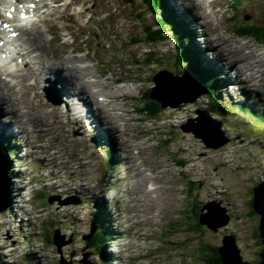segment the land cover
I'll use <instances>...</instances> for the list:
<instances>
[{
    "label": "rangeland",
    "instance_id": "1",
    "mask_svg": "<svg viewBox=\"0 0 264 264\" xmlns=\"http://www.w3.org/2000/svg\"><path fill=\"white\" fill-rule=\"evenodd\" d=\"M169 1L176 10L194 17V28L200 36L205 35L203 42L201 38L196 40L201 49H207L202 53L204 63L208 55L213 54L208 64L218 68L215 77L220 80L222 104L246 101V105L254 104L264 110V78L260 76L258 78L262 80L256 79L255 75L246 71V63L240 62L246 53L251 56L263 53L258 58L264 57V42L235 33L244 25H264V0H241L238 10L231 8L235 0H203V4L209 6L200 11L206 13H202L203 19L196 15L197 10L194 13L189 0ZM61 4L63 6L65 2ZM88 5L102 9L101 15L88 12L89 16L86 15L84 22L78 24L69 20L65 13L81 10L85 6L82 3L69 11L61 7L49 16L57 28L52 31L53 35L58 37L53 43L54 48L49 51L50 58L61 53L63 58L69 57L74 49L80 57L89 52L92 60H84L81 65L91 67L95 74L91 79L98 78L97 84L108 85L101 87L104 94L118 87H122L120 92H123L128 87V100L122 98V94L127 93H120L114 96L117 99L111 103L117 104L114 106L116 111L122 103L127 107L123 109L130 112L127 117L141 119H138L139 122H125L129 126L118 132L119 140L111 136L108 140L93 137L96 133L104 135L107 125L102 123L104 129L98 131V127L88 128L86 123V126L78 123L90 130L93 136L83 127L74 125L62 90L50 81L45 82L42 95L48 107L45 106L44 110L39 108L47 114L36 118L44 120L43 130H37L34 127L37 123L29 119L24 121L21 118L19 121L17 117H10L18 124H10L13 135L5 136L10 140L6 142L7 147L4 146L6 151L9 148L8 153H0V170L5 179L0 187L7 197H13L14 205L9 207L5 204L3 214H0V264H103V257L96 253L92 245H87L98 229L94 220L98 211L96 200L105 203L107 217L118 233L105 245L111 258L115 259L112 264H207V259L213 258L209 255L213 247L224 245L225 238L231 235L243 263L247 259L248 264H261V214L255 211L256 214H251L249 210L250 200L254 198L253 188L264 178V120L240 114L238 108L230 109L221 117L216 116L222 120V127L232 140L220 149H213L182 128L198 116L199 109H205L206 94L194 103H183L176 108L161 106L158 116L148 117L145 111L147 102L159 103L151 96L155 82L149 78L162 69H169L177 75L182 69L177 61L181 51L179 46L172 38L159 44L134 43L136 38L144 39V29L155 23L147 7L139 0L134 6L125 5L124 0H91ZM99 19L117 22L118 28L126 23L128 28L116 37L114 29L108 24L105 27L113 30V37L104 38L100 32H105V27L97 22ZM51 35L48 34V37L52 38ZM65 40L74 44L70 45ZM78 47L82 49L77 51ZM93 47L96 50H91ZM233 50L239 51V54L235 55ZM148 57L150 59L146 61ZM249 61L251 59L246 60ZM60 62H52L49 66L57 72L62 69L71 72ZM189 65L200 72L198 65ZM224 69L228 75L222 77L220 71ZM45 76V73L41 75ZM113 76L120 77L119 83L118 80L114 83ZM191 81L196 87L195 79ZM52 85H56L59 91L60 108L51 105L46 97V90ZM243 89L255 90L260 100L242 99ZM147 91L152 101L144 98ZM141 107L144 109L141 110ZM51 109L58 112L61 125L51 118ZM5 115L1 114L0 121L8 119ZM257 122L259 125H255ZM95 124L98 125L97 122ZM195 125L197 121H193L192 126ZM38 132L47 133L43 137ZM138 142L140 146L136 147ZM12 146L17 151H12ZM109 151L114 152L113 165L108 163ZM135 160L142 164V171L138 170ZM72 165L75 168H71ZM145 171L150 174L149 186L148 181L139 179ZM20 179L23 183L19 186ZM137 185L147 193L150 191V200L146 202L145 197L135 194L134 191H140L135 187ZM19 187L24 188V198L18 197ZM9 190L11 194L8 195ZM22 199L30 200L25 209L20 207ZM3 200L0 195V202ZM209 204L222 211L217 225L224 224L227 213L231 216L230 222L225 223L226 227L221 225L215 230L198 221L200 215L197 219V212L200 214L201 210V213L208 214ZM44 236H53L57 242L53 239L44 242ZM231 249L235 250V247Z\"/></svg>",
    "mask_w": 264,
    "mask_h": 264
},
{
    "label": "bare ground",
    "instance_id": "2",
    "mask_svg": "<svg viewBox=\"0 0 264 264\" xmlns=\"http://www.w3.org/2000/svg\"><path fill=\"white\" fill-rule=\"evenodd\" d=\"M90 1L91 0H0V4H1V6H3L4 11H5V9H8L11 11V7L15 6V10L12 12V14H13V17H15L16 19L18 18L19 12L24 14L27 10L32 11L33 13H31L30 15L33 16L34 19H36V20H33L32 22L28 23L27 25L19 28L15 33H12L9 30L8 26H4L6 21L3 20V17H4L3 14L0 13V21H1L2 26H3L0 29V50L2 51V52L0 51V116L2 113H5L6 114L5 116L8 117V119H6L5 121H2V120L0 121V131L3 132L1 134H4L5 136L13 135L12 132H14V131L11 129L10 124L12 125V123H13L16 125L17 122H16V120L14 121V118L12 119L10 117H15V118L17 117V118H19V121L21 118L24 121L29 119L30 122L37 123L34 126L35 128H37V130L38 129L43 130L42 127H44V125H45L44 120L43 119L38 120L36 118H39L38 116H41L42 118L45 117L46 111L43 112V110H44L45 106L48 107V102L43 101L44 97H42V95L44 94V91H45L44 86H45L46 81H50V82L58 85L60 87V89L62 90V92L66 98L65 100L68 103L69 111L71 114L70 116H72L71 120H72L74 125L80 126L79 124H83L84 126H86V124H87L88 128L98 127V131H103L102 128L104 129V127L101 126L102 123L107 125V128H106L107 131H104V135L96 133V136H93L92 133H90V130L85 129L82 126L84 131L88 132L93 137L98 136L99 138H101L103 140H105V139L108 140V137L111 136L114 139L119 140L120 137L117 136L118 132H122L124 126H129L125 122H129V121H133V120L138 121V119L140 117H137V116L136 117H127V116H130V115H128V114H130V112L123 109V108H127V107L124 106L122 103H121L120 109H117V111L114 107L117 104L114 105V103H111V101H113L114 99H117V98H114V96H116L117 94H120V93L121 94L127 93V94H122V98L125 101L128 100L129 99L128 98V94H129L128 91L129 90H127V89H129L128 87H126L125 90H123V92H120L122 87H118L117 89L106 92L107 94H104L102 91V88L104 86H108V85H106V84L101 85L99 83L97 84L98 78H96L94 80L91 79V77H93L95 75L93 70L91 69V67L89 68V67H86L84 65H81V64H83L84 60H92V57L89 55L90 54L89 52L86 53L83 57L82 56L80 57V56H77L75 54L76 49H74V50L72 49L73 52H72L71 56H69V57L63 58L61 55L63 53H61V54H57L58 56L56 55L52 59L50 58L51 55H50L49 51L54 48L53 43L55 42V39H58V37H56V36H53L52 38L48 37V34L53 35L54 33L52 31L57 30L56 27L54 26V24L51 23L50 18L48 19L49 15L51 13H54L55 11L59 10L61 7H64L66 11H69V10H72L74 6L83 3L85 6L83 8H81V10H78V11L75 10L74 12L65 13L69 19L74 21V23L78 24V23H81V21L83 23L84 22L83 20L86 17L88 12L92 13L93 15H101V13H102V9H99L96 5L94 7L95 9L90 7L88 5V3ZM136 1H138V0H136ZM136 1L131 3V6H134L136 4ZM202 1L203 0H201V3H198V2L196 3V0H189V4H190L191 8L193 9L194 12H195V10L198 11V15L200 16V18L203 17L200 13V10L205 9V6H204ZM62 2H65V4L63 6L61 4ZM27 5H29V6L26 8ZM103 9L106 10V7L103 6ZM8 10H6V12ZM111 12H113V11H111ZM38 13H39V15H38ZM171 14H172V11H171ZM87 16H89V15H87ZM39 18H40V20H39ZM108 18H109V16H108ZM97 22L99 24H101L102 27H105L106 25L110 24L109 26L114 29L116 37H120L122 34L125 33V30L128 28L126 23L122 24L121 28H118L117 22L105 21L104 19H99ZM262 24H264V23H262ZM259 26H261V25H259ZM71 27H73V26L71 25ZM104 29H105V32H100L101 35L104 38H110L113 34V30L109 29L107 27H105ZM200 30H201V27H200ZM10 34H15L16 37L11 36ZM224 42L226 43V41H224ZM79 47L77 48V50H79ZM60 51L62 52V50H60ZM232 52H235V55L239 54V51H237V50H233ZM246 54L247 55H244L240 59V62L242 61L243 63H246L245 67H248L246 71L255 75L257 78L260 76L262 78H264V70H262V63L264 61V57H262L261 59L258 58L259 56L263 55V53L256 54L253 56L248 55V53H246ZM247 59H251V61L246 62ZM253 59H256V60L254 61ZM58 61H61L60 63L64 64L62 66L65 68H69L73 74L71 72L68 73L65 69H62V70L57 72V71H54L53 68L49 66L52 62L58 63ZM146 61H148V58H146ZM78 62L80 65L78 64ZM235 62H238V61H235ZM103 72H104V70H103ZM157 72H159V71H157ZM44 73L46 76L43 78V77H41V75H43ZM99 76H97V77H99ZM119 79H120L119 76H115V77L113 76L114 83L116 82V80H118L117 82L119 83ZM56 85L55 86L52 85L51 95L49 94L48 89L46 90V97L48 98V100H51V105L55 104V105H53L54 107L60 108L62 101H58L59 100V98H58L59 91H58ZM120 102H117V103L120 104ZM241 105H243V103ZM63 106H62V108H63ZM240 107L242 108V106H240ZM39 108H42L43 110L39 111ZM142 109H144V108L141 107V110ZM50 113H51V118L53 117L54 119H56L57 124H58L60 121V116H59L58 112L54 109H51ZM147 115H148V113H147ZM30 116H32V118ZM142 117H144V116H142ZM148 117H150V116L148 115ZM0 119H2V117H0ZM154 120H156V119H154ZM95 122H97L98 125H96ZM40 123H43V124H40ZM59 124L61 125L62 123H59ZM133 125H136V123ZM22 127L25 128V124H23ZM49 129L51 130L52 127L50 126ZM46 133L38 132V134H40V135L43 134V137ZM19 134H21V133L19 132ZM140 136H143V134L140 133ZM144 143H145V141L143 142V144ZM4 151H6V150H4V148L0 149V153H2V155H5ZM131 154H129V155H131ZM137 165H138V170L142 171L141 170L142 164H138L136 161V166ZM71 168H75V167L72 165ZM147 171L142 172L141 174L143 176L139 179H141V181H143V182L148 181L147 185L149 186L150 174L148 175V172H150V171H148V172ZM151 178H153V177H151ZM20 180L21 181L19 183V186L22 185V183H23V179H20ZM141 181H140V183H142ZM86 182H87V180H86ZM4 183H5V179L2 175H0V185H2ZM140 185L135 186V187L139 188L140 191L136 190L134 192L138 196L142 195L143 197H145L146 202H147L148 199L150 200V194H149L150 191L147 193L145 190H141L140 188H142V187ZM115 187H116V185H115ZM156 188H158V187H156ZM156 188H155V190H156ZM23 189H24L23 187L18 188L17 193L19 196L23 195V192H24ZM2 191H3V189L0 187V195L4 198V200L0 202V208H1L0 214H3V210L5 209V207H4L5 204H6V206H9V207H11V205L13 204V202H12L13 197L12 198L7 197ZM24 197H22V198H24ZM29 201L30 200L26 201L25 199L20 200L19 201L20 207L25 209L28 206ZM160 204L161 203H159V205ZM171 204H173V203H171ZM226 217H227L226 221L229 223L231 220V216L227 213ZM151 219H153V218H151ZM147 221H149V220H147ZM155 221H156V219H155ZM23 222H24V219H23ZM95 224H97V223H95ZM224 227H226V226L224 225ZM45 238H43L44 242L47 241V238L46 239ZM235 239H236V237H235ZM233 246H235V245H233ZM237 248L238 247L235 246V249H237ZM239 248L242 251V248L241 247H239ZM10 249L14 250L13 248H10ZM9 253H11V252H9ZM236 254L234 255L235 257H233L232 259H231V254H230V256L227 258V260H229L232 263L237 262L238 252ZM27 255H29V253ZM244 262H245L244 264H248L249 261L247 259H245ZM13 264H19V263L15 262Z\"/></svg>",
    "mask_w": 264,
    "mask_h": 264
},
{
    "label": "trees",
    "instance_id": "3",
    "mask_svg": "<svg viewBox=\"0 0 264 264\" xmlns=\"http://www.w3.org/2000/svg\"><path fill=\"white\" fill-rule=\"evenodd\" d=\"M135 1L136 0H124L125 5H131V3ZM139 1L144 3V5L147 7L148 13H150L153 16V21L155 23L149 24L146 27V29H144V36H145L144 39L136 38L135 40H133L134 43L137 44L139 42L145 41L146 44H159V43L165 42L168 38H172L177 43V45L182 48V53L184 54L182 57L181 56L182 54L180 52L178 56L177 61L179 65H182V69L179 70L177 73L180 74L183 72V67L188 62V60L192 61L193 64H197L196 63L198 61L197 53L199 51L197 53L196 51L195 52L190 51L188 50V45H187V44H191V46L194 47V50H195V45H196L195 35L193 34L192 30L189 28L187 21L186 20L182 21L180 18L177 17L178 15L175 13V11L172 10L173 6L169 3V1L168 0H139ZM240 1L241 0H235V3L231 4V8H233L234 10H238ZM171 11H172V14H171ZM139 21H140V17H139ZM258 26H259L258 24L251 25V26L244 25L242 28L239 29L238 32L240 35L254 37L257 40L264 42V27H263L264 25L262 27L261 26L258 27ZM153 27L156 29L153 30L152 29ZM149 59L150 57H148V60ZM152 60H155V57H152ZM152 78H149V80L150 81L153 80ZM203 80H204V83H206L205 85L207 88V93L205 95L207 102L205 103L204 108L209 110V112L212 113L214 116L221 117L222 115L227 114L230 109L238 108L239 110L238 111L236 110V111L240 114L245 113L253 117H259L264 120V110L260 109L258 106L255 107L254 104L246 105V101L240 102L238 104H234L233 102L228 101L226 105H223L221 102L223 98L221 97V92L219 90V88L221 87L220 81L216 77H213L208 72L206 73L204 72ZM144 98L146 99L150 98L148 91ZM253 99L257 101L256 98H253ZM159 103L153 102V101L151 103H149V101L147 102L148 105L145 111L148 113L150 117L158 116L160 112L162 111L161 105ZM242 103L243 105H241ZM240 106H242V108ZM255 125H259V123L257 122L255 123ZM7 141L10 142L9 138H6L4 134L0 133V147L1 148H4V146H6ZM13 150H16V149L13 147L12 151ZM8 151L9 149L6 152L8 153ZM112 151H115L114 147H112ZM113 153L109 151L110 157L108 159V163L112 165L114 164V161H112ZM252 202H253V198L250 200L251 208L249 211L251 214H256L254 212L255 210L253 208ZM96 203L98 206L97 216L95 219L93 217L92 221L93 219L95 220V223H97L96 225H98V229L96 230V232L93 233V236H92L93 239L91 238V240L87 242V245H92L96 253L102 255L103 264H112L113 260L115 261V259L111 258L112 256L108 252L107 248H105V245L108 243V241L111 242L118 233L111 226V221L107 217L108 211L105 206V203L99 202L97 200H96ZM199 215H201V210H200V214L197 212V219H199ZM198 221L200 222V219ZM106 229H108V231H106ZM194 229H197V228H194ZM52 239H53V236L47 237V241H51ZM219 248H220L219 246L213 247L212 251L209 253L210 257H213V258L211 260H208L206 258L207 264H224L222 257L220 255V252H219Z\"/></svg>",
    "mask_w": 264,
    "mask_h": 264
},
{
    "label": "water",
    "instance_id": "4",
    "mask_svg": "<svg viewBox=\"0 0 264 264\" xmlns=\"http://www.w3.org/2000/svg\"><path fill=\"white\" fill-rule=\"evenodd\" d=\"M177 75H175L173 71H170L169 69H162L153 75V81L155 82V85L152 88L151 96L160 102L162 108H176L181 106L183 103H194L201 95L207 93V88L202 76H200L198 71L192 68L191 65L186 64L183 69V74L177 73ZM194 79L196 81V87L191 81ZM197 113V117L193 118L189 123L182 126L186 132L193 133L194 136L198 139H201L207 147L213 149H220L232 140V138L228 136L226 131L223 129L222 120L218 119L207 109H199ZM193 121H197V125L192 126ZM0 175L3 176L1 170ZM9 194H11L10 190L8 191V195ZM253 196V208L255 212L261 214L259 232L261 237L262 251L259 253V255L261 257L260 263L264 264V178L262 182L254 187ZM207 207L209 209L208 214L201 213L200 223L206 224L215 230L218 229L219 226L226 225L228 223L225 220L223 221L224 224L217 225L218 217L221 215L222 211H218L220 208L215 207L214 204H209ZM224 218L227 217L224 215ZM227 237L224 240V245L220 246L219 248V252L224 264H244L245 262L243 263V261H241L239 255L237 262L232 263L227 260L230 254L231 259L235 257V250L238 252V248L234 251L230 248V246L232 247L234 245L232 242V239H234L233 236L231 235L230 237ZM53 241L57 242L55 238Z\"/></svg>",
    "mask_w": 264,
    "mask_h": 264
},
{
    "label": "flooded vegetation",
    "instance_id": "5",
    "mask_svg": "<svg viewBox=\"0 0 264 264\" xmlns=\"http://www.w3.org/2000/svg\"><path fill=\"white\" fill-rule=\"evenodd\" d=\"M187 45H188V50L193 51V52L196 51V49L194 50V47H192L191 44H187ZM178 48H180V50H181L180 52H181V54H182L181 56L183 57L184 54L182 53V48H181V47H178ZM183 49H184V47H183ZM187 58H188V56H187ZM188 62H189V63H192V61H190V60H188ZM192 64H193V63H192Z\"/></svg>",
    "mask_w": 264,
    "mask_h": 264
},
{
    "label": "snow or ice",
    "instance_id": "6",
    "mask_svg": "<svg viewBox=\"0 0 264 264\" xmlns=\"http://www.w3.org/2000/svg\"><path fill=\"white\" fill-rule=\"evenodd\" d=\"M9 15H10V13H9Z\"/></svg>",
    "mask_w": 264,
    "mask_h": 264
}]
</instances>
